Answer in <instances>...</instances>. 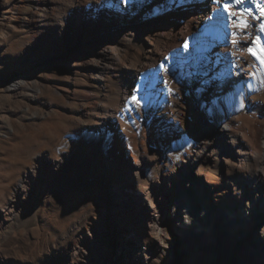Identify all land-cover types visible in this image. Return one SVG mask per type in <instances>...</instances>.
Returning a JSON list of instances; mask_svg holds the SVG:
<instances>
[{"label": "rangeland", "instance_id": "obj_1", "mask_svg": "<svg viewBox=\"0 0 264 264\" xmlns=\"http://www.w3.org/2000/svg\"><path fill=\"white\" fill-rule=\"evenodd\" d=\"M170 10L155 17L165 20ZM108 21L95 0H0V264H264V204L238 218L242 233H234L200 191L221 178L229 187L226 200L237 194L247 201L249 187L260 182L258 168L245 161L241 169L226 157H237V150L243 157L256 124L264 127V63L258 59L254 78L238 92L236 108L252 121L237 146L239 129L223 135L218 124L210 130L194 124L192 109L206 105L201 93L193 101L194 89H162L156 83L166 77L155 66L141 83L130 81L129 67L141 63L140 55L102 58V48L111 52L100 41ZM257 56L264 59V52ZM174 93L182 96L185 115L164 131L159 110ZM106 110L125 123L127 136L137 134L140 142L157 133L159 140L135 147L126 138L127 145L110 149L105 140L115 131L100 128ZM78 156L87 159L85 168ZM24 157H40L43 167L26 191L17 188L24 175L17 161ZM47 158L54 160L50 167ZM178 164L196 166L172 195L186 196L191 222L181 218L182 229L170 220L161 240L148 231L149 221ZM200 223L202 233H194Z\"/></svg>", "mask_w": 264, "mask_h": 264}, {"label": "bare ground", "instance_id": "obj_2", "mask_svg": "<svg viewBox=\"0 0 264 264\" xmlns=\"http://www.w3.org/2000/svg\"><path fill=\"white\" fill-rule=\"evenodd\" d=\"M95 1H98V5L101 6L104 18H109L108 30L101 35L100 41L111 52H106L102 48L100 52L102 58L109 61L118 57L121 61L124 57L133 56L135 59L136 56L138 58V55L142 56L141 63L137 64L139 61L135 59L136 63L133 61L129 67L130 81L138 80L141 83L144 80L143 75L151 67H157L155 72L165 76L167 81L156 83L162 89L171 85L185 94L195 90L191 94L193 101L198 100L194 94H202V101L206 105L203 108L198 103L192 109L194 124H203L209 130L218 124L223 135H227L226 131L231 134L239 129L238 131L241 133H235L234 143L239 146L241 141L246 140L248 134L246 128L252 120L250 121L251 117H243L236 105L240 88L247 87L259 67L258 59L248 51V48L251 47L256 54L264 49V32L261 28L264 23V0H243L242 4L235 3V0H150L152 4H148L147 0H130L129 3L126 0H109L112 2L111 8L102 4L103 0ZM225 3L228 4L227 12L224 10ZM169 5L171 10L166 14L165 20H162L160 16L155 17V15H162ZM119 9L120 11H118ZM245 9H249L251 15L246 13ZM115 14L120 15L117 20ZM153 16L154 19H151ZM172 20L175 21L174 28L170 27ZM163 22L164 26L161 27ZM77 24V20L74 21V25ZM185 44H187V48H185ZM172 77L177 79L173 83L169 81ZM12 87L18 89L19 84L13 82ZM123 88L122 97L125 98L131 89L130 82ZM166 96L168 97V95ZM179 98L176 93L169 95L166 99L167 108L159 110L160 119L158 121L164 131L170 126V123H182V117L185 114L183 115L181 111L183 102ZM209 109H213L212 114L208 111ZM102 118L100 128H103L105 132L108 130L110 132V129H113V133L115 131V136L105 140L110 149L115 145L116 147L127 145L126 138L135 147H147L149 139H158L156 133L151 138L150 135H143V140L138 142L137 134L133 133L127 136V131L124 128L125 123L123 124L119 117L110 115L106 110ZM240 124L242 127L238 128ZM187 125L193 126V124ZM256 127L254 140L257 143L247 140L249 149L246 150L243 157L238 155L239 150L235 152L237 157H226V161L229 163L237 164L238 160L241 169L244 168L245 161L250 164L249 167L258 168L256 177L260 182L249 187V199L244 201L235 194L226 200L225 196L229 187L221 178L216 184H211L205 190L200 187V191L205 193L208 208L211 206L216 208V219L223 222L234 233L241 227L238 218L250 216L260 203L264 204V127L258 123ZM40 157L42 158L43 155L41 154ZM40 157L32 160L24 157L17 161V164L24 170V175L17 180L18 189L26 191L32 185L33 176L38 172L43 174ZM46 162L50 167L54 160L47 158ZM77 162L80 168H85L87 159L78 156ZM177 166L170 182L163 188V195L158 201L156 214L149 221L148 231L161 237V240L166 234L170 220L176 221L182 229L187 227L186 222H191L190 203L186 196L183 194L179 200H175L172 195L177 189L178 181L185 179L191 173V169L196 166L183 164ZM206 211L207 209L203 215H206ZM183 217L186 222L181 220ZM203 229L200 223L193 228V232L201 234ZM239 233L242 232L239 231ZM188 234L189 231L185 236Z\"/></svg>", "mask_w": 264, "mask_h": 264}, {"label": "snow or ice", "instance_id": "obj_3", "mask_svg": "<svg viewBox=\"0 0 264 264\" xmlns=\"http://www.w3.org/2000/svg\"><path fill=\"white\" fill-rule=\"evenodd\" d=\"M242 2H243V0H235V3H237V4H242ZM224 10H225L226 12L229 10V9H228V4H227V3H225ZM244 11H245L246 13H248L249 15H251V12H250L249 9H245ZM245 27H247V25H245ZM261 28H262V30H264V25H261ZM257 39H259V37H257ZM184 46H185V48H187V44H185ZM248 51H249L250 53H252L254 56H256V53H254V52L252 51V48H251V47L248 48ZM261 51L264 52V49H261ZM256 58L259 59V60L261 61V63H264V59H261L259 56H257ZM161 67H163V65H161ZM136 100H137L136 95H132V97H131V101H136ZM176 158L179 159V156H177Z\"/></svg>", "mask_w": 264, "mask_h": 264}]
</instances>
